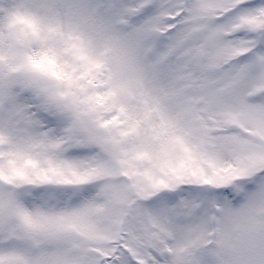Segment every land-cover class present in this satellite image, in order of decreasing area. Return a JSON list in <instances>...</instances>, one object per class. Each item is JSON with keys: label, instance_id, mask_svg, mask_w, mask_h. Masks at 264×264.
<instances>
[{"label": "snow or ice", "instance_id": "6c2138e0", "mask_svg": "<svg viewBox=\"0 0 264 264\" xmlns=\"http://www.w3.org/2000/svg\"><path fill=\"white\" fill-rule=\"evenodd\" d=\"M0 264H264V0H0Z\"/></svg>", "mask_w": 264, "mask_h": 264}]
</instances>
